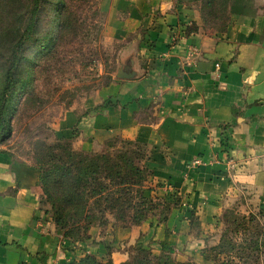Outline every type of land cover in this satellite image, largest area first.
Instances as JSON below:
<instances>
[{
  "label": "crops",
  "instance_id": "obj_1",
  "mask_svg": "<svg viewBox=\"0 0 264 264\" xmlns=\"http://www.w3.org/2000/svg\"><path fill=\"white\" fill-rule=\"evenodd\" d=\"M194 2L103 0L104 34L120 44L117 72L55 124L76 151L98 153L115 137L145 145L150 181L171 189L180 207L166 224L110 220L91 229L96 243L68 251L44 216L39 170L0 147V264H66L85 254L121 264L125 248L152 249L166 230L175 242L192 214L212 223L239 198L264 211V0H230L222 32L206 29Z\"/></svg>",
  "mask_w": 264,
  "mask_h": 264
},
{
  "label": "rangeland",
  "instance_id": "obj_2",
  "mask_svg": "<svg viewBox=\"0 0 264 264\" xmlns=\"http://www.w3.org/2000/svg\"><path fill=\"white\" fill-rule=\"evenodd\" d=\"M102 1L41 0L34 31L20 44L18 65L8 84L5 77L12 62L13 30L20 9L14 1L0 4V16L3 15L8 24H0V114L8 124V134H3V139L0 137V147L14 160L33 164L37 145L54 142L57 135L55 124L64 113L96 97L114 78L120 44L107 39L104 34ZM194 4L200 5L206 29L210 31L218 30L230 15L229 0H195ZM25 8L22 12L27 18L30 5ZM150 177L143 184L144 196L155 206L148 218L153 224H166L161 223L163 216L170 217L180 207V199L166 185H154ZM165 205L171 207L167 212L164 211ZM226 210H234L243 216L253 214L264 226V211L246 205L245 200L239 198L224 207L212 223H203L194 214L184 219L190 221L189 231L175 242L172 239L167 241L172 232L166 230L165 250L179 263L212 264V261L204 260L203 252L215 246L228 227L223 219ZM162 242L152 247L154 255L161 253ZM66 244L68 251L79 245ZM81 257L75 256L72 261Z\"/></svg>",
  "mask_w": 264,
  "mask_h": 264
},
{
  "label": "trees",
  "instance_id": "obj_3",
  "mask_svg": "<svg viewBox=\"0 0 264 264\" xmlns=\"http://www.w3.org/2000/svg\"><path fill=\"white\" fill-rule=\"evenodd\" d=\"M13 1L19 4L20 10L16 28L13 30L14 44L10 50L12 62L5 77L7 84L18 65L20 44L34 31L41 2L0 0V4L7 5ZM27 4L30 5V10L26 18L22 11ZM226 18L225 24L218 31L225 30L229 21V17ZM4 19L1 15L2 26ZM203 22L206 24L204 20ZM7 127L6 118L0 114L2 139L5 137L3 134H8ZM71 140L56 135L54 142L40 143L34 152L35 162L32 164L40 173L38 186L46 205L44 216L54 224L56 234L75 247L78 244L93 243L91 229L104 228L110 220L115 226L122 228L139 226L146 222L149 212L155 208L143 191V184L152 175L142 165L148 159L147 147L139 142L115 137L100 152L88 153L76 151ZM225 146L227 145L223 147ZM170 208L165 205L164 211L167 212ZM168 218L167 215L163 216L161 223L167 222ZM223 219L228 227L222 232L215 246L204 250V260L212 261V264H264V226L260 225L257 217L226 210ZM166 246V241H163L159 255H154L150 248L128 247L125 249L127 259L121 264H196L190 261L177 262L165 250ZM111 253L112 249L107 248L108 257ZM111 263L110 258L101 261L93 254H86L78 261L67 264Z\"/></svg>",
  "mask_w": 264,
  "mask_h": 264
},
{
  "label": "built area",
  "instance_id": "obj_4",
  "mask_svg": "<svg viewBox=\"0 0 264 264\" xmlns=\"http://www.w3.org/2000/svg\"><path fill=\"white\" fill-rule=\"evenodd\" d=\"M196 52L195 49L191 50V53L190 54H194ZM200 164V161L198 159L194 160L193 162V165H199Z\"/></svg>",
  "mask_w": 264,
  "mask_h": 264
}]
</instances>
